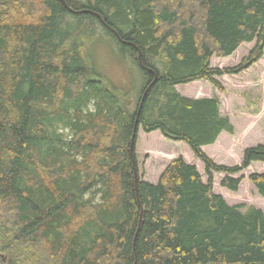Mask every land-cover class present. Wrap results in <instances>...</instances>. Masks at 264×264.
I'll use <instances>...</instances> for the list:
<instances>
[{"label": "trees", "instance_id": "1", "mask_svg": "<svg viewBox=\"0 0 264 264\" xmlns=\"http://www.w3.org/2000/svg\"><path fill=\"white\" fill-rule=\"evenodd\" d=\"M254 40L238 64L211 65ZM98 41L136 82L105 81ZM263 50L264 0H0V264H264L263 210L213 189L223 173L237 192L235 174L264 163V143L240 164L215 163L202 147L233 124L217 96L178 90L223 92L217 77ZM139 128L184 142L207 181L182 156L143 179ZM248 181L264 199V172Z\"/></svg>", "mask_w": 264, "mask_h": 264}, {"label": "rangeland", "instance_id": "2", "mask_svg": "<svg viewBox=\"0 0 264 264\" xmlns=\"http://www.w3.org/2000/svg\"><path fill=\"white\" fill-rule=\"evenodd\" d=\"M255 44L256 40L243 44L234 54L225 58L212 56L211 65L220 68L236 65L250 53ZM90 52L105 81L118 86L128 85L129 81L132 84L136 82L134 72L128 77L126 64H122L111 42H94ZM217 80L223 86V92L206 81L179 85L178 90L189 97L214 95L220 99L221 113L229 117L234 132H222L214 144L203 146L202 149L217 164H240L245 148L264 143V50L262 57L245 71L239 74H223ZM135 152L139 174L143 179L157 181L168 163L177 156H182L187 162L195 164L202 179L207 181L202 162L193 155L189 147L184 142L163 137L159 131L146 133L139 128ZM259 171L264 172V163L253 162L248 168L235 174L244 175L237 192L220 186L223 173H213V189L222 194L229 204H241L242 210L253 205L264 212V199L248 181L249 173Z\"/></svg>", "mask_w": 264, "mask_h": 264}, {"label": "water", "instance_id": "3", "mask_svg": "<svg viewBox=\"0 0 264 264\" xmlns=\"http://www.w3.org/2000/svg\"><path fill=\"white\" fill-rule=\"evenodd\" d=\"M106 26H107L108 28H110L109 25L106 24ZM110 29L116 34L115 30H113L112 28H110ZM138 58H139V60H140V58H141V56H140V52H139V54H138ZM153 83H154V81H152V82L149 84V86L146 88V90L143 92V95H142V98H141V101H140V105H139V110H140V107H141V105H142V103H143V101H144V99H145V96H146V94H147L148 89L151 87V85H152ZM138 113H139V111H138ZM136 130H137V122H135V125H134V132H133L134 135H135ZM133 139H134V136H133V138H132L131 148L133 147Z\"/></svg>", "mask_w": 264, "mask_h": 264}]
</instances>
